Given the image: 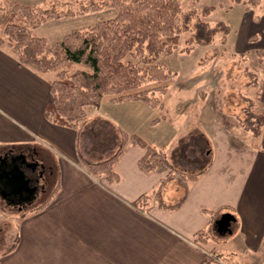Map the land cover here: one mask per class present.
<instances>
[{"label": "crops", "instance_id": "obj_1", "mask_svg": "<svg viewBox=\"0 0 264 264\" xmlns=\"http://www.w3.org/2000/svg\"><path fill=\"white\" fill-rule=\"evenodd\" d=\"M51 79L0 47V145L38 151L40 167L54 169L46 192L23 209L17 243L0 255V264H228L230 250L220 249L219 242L229 237L209 234L203 240L197 235L213 228L223 212L235 216L237 231L231 230L230 237H240L248 248L264 241V131L249 146L234 144L223 128H203L210 159L189 181L184 203L160 208L153 197L139 207L135 202L164 177L140 168L144 147L125 143L113 164L114 181L90 173L81 157L91 162L111 157L124 131L163 147L168 155L194 127L178 131L170 116L151 123L159 108L136 101L108 104L100 113L112 123L105 130L91 129L92 121L79 129L54 123L46 116ZM262 95L264 101V90ZM86 125L87 139L80 144Z\"/></svg>", "mask_w": 264, "mask_h": 264}, {"label": "rangeland", "instance_id": "obj_2", "mask_svg": "<svg viewBox=\"0 0 264 264\" xmlns=\"http://www.w3.org/2000/svg\"><path fill=\"white\" fill-rule=\"evenodd\" d=\"M19 1L39 7L54 6L61 13L59 17L46 19L34 30L36 35L45 37L49 44L58 42L76 29H86L99 21L115 18L118 13V9L112 5L113 0ZM181 4L183 18L190 16L191 20L172 53L161 56L166 69L169 68L173 75L167 93L161 95L164 106L152 112L154 116H170L178 131L194 127L190 134L179 139L178 149L171 148L168 152L167 156L175 163L176 171L172 175H169V170L161 172L164 174L162 179L166 177L161 193L168 202L183 195L186 181L190 180L188 175L199 173L210 159L207 153L210 143L207 146L206 138H199L203 128L207 131L213 126L223 128L226 137L234 144L251 146L258 138L250 129L256 124L251 113L264 112V48L260 46V41L264 40V0H257L256 5L248 0H181ZM204 7L211 10L206 13ZM198 19L210 26L219 27L221 21L224 24L209 43L203 44L193 39ZM128 58L133 62L139 60ZM46 73L54 78L52 72ZM111 103L123 102H112L104 97L99 106L88 108V118L84 124L92 121L91 129L98 130L111 126L112 123H107L100 114L105 113L106 106ZM144 106L152 107L148 104ZM87 126L82 128L80 144L87 139ZM260 130L264 131V126ZM104 136L101 132V137ZM186 143L191 144L187 145L188 152H182L180 147L185 149ZM16 148L0 145V153ZM22 213L23 210L0 196V255L17 243ZM236 227L232 222L231 230L236 232ZM208 232L220 239L223 235L229 237L219 242V248L230 250L227 257L231 260L239 264H264V241L257 242L254 248L245 247L240 237H230V232L219 234L215 222ZM227 263L230 264L229 261Z\"/></svg>", "mask_w": 264, "mask_h": 264}, {"label": "trees", "instance_id": "obj_3", "mask_svg": "<svg viewBox=\"0 0 264 264\" xmlns=\"http://www.w3.org/2000/svg\"><path fill=\"white\" fill-rule=\"evenodd\" d=\"M248 2L256 5L257 0ZM112 5L118 9L115 18L99 21L86 29H76L58 42L49 44L34 30L46 19L61 15L56 7L0 0V47L9 48L22 65L36 72L54 74L50 80L52 99L46 107L50 121L79 129L88 118V108L99 106L104 97L112 102L142 101L153 108L164 106L161 95L167 93L173 74L169 68L166 69L161 56L172 53L191 17L183 18L181 0H113ZM203 10L207 13L211 8L204 7ZM223 24L221 21L219 27L210 26L198 19L193 39L209 43ZM129 56L139 60L133 62ZM148 83L151 84L146 85ZM251 115L255 117L256 124L250 129L258 137L260 128L264 126V112ZM165 117L162 114L151 123ZM201 137L205 140L200 134ZM129 141L145 148V154L139 160L142 170H169V175L176 171L163 147L125 131L122 144L114 155L101 162H91L82 157L81 161L93 175L118 180L113 164ZM187 143L183 149L186 152L187 145H191ZM202 171L188 175L190 180L186 181L183 195L173 202H166L161 193L165 177L152 193L142 195L135 203L146 207L154 197L160 208H179L187 197L189 181L197 179ZM197 235L207 240L209 232L201 230ZM226 259L239 264L229 257Z\"/></svg>", "mask_w": 264, "mask_h": 264}, {"label": "flooded vegetation", "instance_id": "obj_4", "mask_svg": "<svg viewBox=\"0 0 264 264\" xmlns=\"http://www.w3.org/2000/svg\"><path fill=\"white\" fill-rule=\"evenodd\" d=\"M28 150V149H27ZM40 154L35 150L21 148L8 149L0 153V196L7 202L12 203L19 210H23L26 206L32 204L40 194L47 190V178L54 173V169L49 166L46 171L45 164L40 167L38 162ZM17 167L23 168L30 181L31 189L26 186L14 193L11 192L12 187L8 184V177L11 171H17ZM44 181V182H42Z\"/></svg>", "mask_w": 264, "mask_h": 264}, {"label": "water", "instance_id": "obj_5", "mask_svg": "<svg viewBox=\"0 0 264 264\" xmlns=\"http://www.w3.org/2000/svg\"><path fill=\"white\" fill-rule=\"evenodd\" d=\"M31 179L26 175L23 168L17 167V171H11L8 177V184L11 185V192H18L28 186L29 189L33 188L29 184ZM32 190V189H31ZM235 220V216L231 212H223L220 217L216 219V227L219 233H226L231 231V223Z\"/></svg>", "mask_w": 264, "mask_h": 264}]
</instances>
